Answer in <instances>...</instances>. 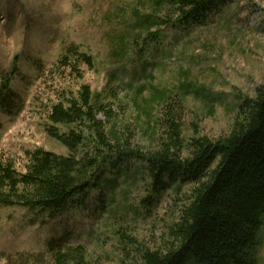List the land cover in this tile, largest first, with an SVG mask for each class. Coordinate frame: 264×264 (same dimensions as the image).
Masks as SVG:
<instances>
[{"label": "rangeland", "instance_id": "374dc122", "mask_svg": "<svg viewBox=\"0 0 264 264\" xmlns=\"http://www.w3.org/2000/svg\"><path fill=\"white\" fill-rule=\"evenodd\" d=\"M172 11L167 0H0V87L17 60L12 88L19 97L13 116L0 110V155L19 173L26 171L27 152L67 156L47 132L48 116L83 86L112 110V122L99 116L110 136L142 150L156 148V120L171 98L185 107L186 138L194 135L192 123L200 136L228 133L244 99L264 84V0H231L188 27L176 24ZM70 48L91 64L73 59L63 66ZM109 157L86 202L54 219L0 206V264L27 255L47 263L54 241L85 246L94 264H137L129 246L123 258L118 231L152 249L163 246L192 186L154 190L146 164ZM260 239L264 264V226Z\"/></svg>", "mask_w": 264, "mask_h": 264}, {"label": "trees", "instance_id": "16d2710c", "mask_svg": "<svg viewBox=\"0 0 264 264\" xmlns=\"http://www.w3.org/2000/svg\"><path fill=\"white\" fill-rule=\"evenodd\" d=\"M230 1L167 0L176 24L184 27L204 23ZM73 59L91 64L90 57L76 48L68 49L60 63L68 66ZM16 62L11 73L4 74L0 87V110L9 116L15 114L19 100L12 88L18 74ZM160 95L157 92L154 97ZM185 114L181 100L165 101L156 120V148L142 150L133 147L128 138L110 136L99 116L112 122V110L96 104L91 88L83 86L77 97L58 103L48 116L51 126L47 132L66 147L67 156L42 149L27 152L26 171L19 173L13 161L0 155V206L23 207L54 219L71 204L86 202L90 191L101 185V170L109 156L117 155L119 161L134 159L146 164L154 190L165 192L178 184L192 186L160 248L147 247L136 237L118 231L123 258L129 246L137 252V264H260L264 84L257 87L253 98L244 99L229 132L218 139L200 136L195 123L190 125L194 135L186 138ZM48 252L47 263L42 255H27L9 264H94L83 245L54 241Z\"/></svg>", "mask_w": 264, "mask_h": 264}]
</instances>
